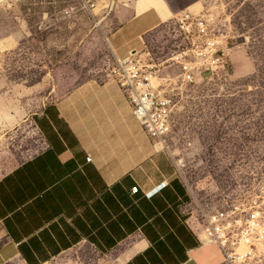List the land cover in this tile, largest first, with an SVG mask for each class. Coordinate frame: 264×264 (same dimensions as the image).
Masks as SVG:
<instances>
[{
	"label": "crops",
	"instance_id": "0c3cea01",
	"mask_svg": "<svg viewBox=\"0 0 264 264\" xmlns=\"http://www.w3.org/2000/svg\"><path fill=\"white\" fill-rule=\"evenodd\" d=\"M115 4L101 32L109 67L33 111L25 156L0 176V264H225L185 217L192 195L169 146L149 138L110 72L177 14L166 0Z\"/></svg>",
	"mask_w": 264,
	"mask_h": 264
},
{
	"label": "rangeland",
	"instance_id": "374dc122",
	"mask_svg": "<svg viewBox=\"0 0 264 264\" xmlns=\"http://www.w3.org/2000/svg\"><path fill=\"white\" fill-rule=\"evenodd\" d=\"M166 1L176 14L204 10L230 53L223 84L168 87L177 106L168 146L192 195L185 215L192 221L225 196L264 181V0ZM110 2L91 12L73 11L77 0L0 5V176L25 156L32 112L74 87L76 75L109 67L103 20L119 9ZM179 40L173 21L146 36L143 52L160 76L178 74L165 61ZM59 73L66 81H58Z\"/></svg>",
	"mask_w": 264,
	"mask_h": 264
},
{
	"label": "built area",
	"instance_id": "2783aa9c",
	"mask_svg": "<svg viewBox=\"0 0 264 264\" xmlns=\"http://www.w3.org/2000/svg\"><path fill=\"white\" fill-rule=\"evenodd\" d=\"M12 0H0V5ZM110 0H77L72 9L91 12ZM179 33L177 51L165 63L177 75L160 76L158 65L149 62V53L132 51L117 60L111 74L125 92L132 115L153 142L168 146L173 131L176 94L169 86L188 88L202 84H223L230 76V53L225 36L203 11L185 10L175 17ZM165 85L166 88H163ZM90 160V158H89ZM165 185L149 192L152 197ZM133 193L138 187L132 188ZM201 243L218 245L225 264H264V181L236 190L191 221Z\"/></svg>",
	"mask_w": 264,
	"mask_h": 264
}]
</instances>
